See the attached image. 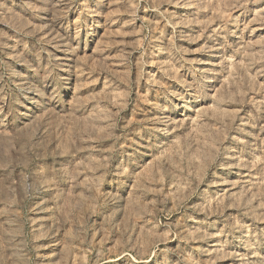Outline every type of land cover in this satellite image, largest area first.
Listing matches in <instances>:
<instances>
[{"label":"rangeland","instance_id":"1","mask_svg":"<svg viewBox=\"0 0 264 264\" xmlns=\"http://www.w3.org/2000/svg\"><path fill=\"white\" fill-rule=\"evenodd\" d=\"M0 264H264V0H0Z\"/></svg>","mask_w":264,"mask_h":264}]
</instances>
